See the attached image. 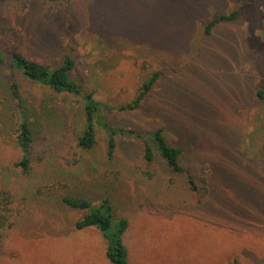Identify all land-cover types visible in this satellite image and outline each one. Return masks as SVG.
<instances>
[{"label":"rangeland","instance_id":"1","mask_svg":"<svg viewBox=\"0 0 264 264\" xmlns=\"http://www.w3.org/2000/svg\"><path fill=\"white\" fill-rule=\"evenodd\" d=\"M0 50L50 66L70 53L72 77L106 105L108 124L165 126L199 185L191 189L156 144L147 160L138 137L117 134L110 160L98 122L97 145L85 150L84 98L20 72L15 97L10 62L0 63V187L15 194L0 208L10 216L0 264H114L99 228H76L86 210L63 203L65 193L112 199L130 221V264H264V0H0ZM155 72L142 105L122 109ZM22 110L34 131L29 172L15 165Z\"/></svg>","mask_w":264,"mask_h":264},{"label":"trees","instance_id":"2","mask_svg":"<svg viewBox=\"0 0 264 264\" xmlns=\"http://www.w3.org/2000/svg\"><path fill=\"white\" fill-rule=\"evenodd\" d=\"M59 1V0H52ZM237 11L231 14L220 15L208 22L205 29L210 33L213 28L222 21L234 19ZM9 61L12 69V76L9 82V88L15 97H20L19 83L17 72L25 77L42 85L59 92H69L84 98L85 123L82 133L79 136V145L85 150H92L97 145V128L96 123H100L108 133V150L107 155L110 160L114 159L118 140L117 134L134 136L144 141V156L147 160H153L156 157V151L153 144H156L160 156L165 160L167 165L175 172L186 173L190 188L196 190L199 188L193 173L184 166L181 155L182 149L173 146L168 141L165 126L149 133L137 132L134 129L115 128L108 124L102 114L106 107L104 103L95 99L93 92H84L81 84L72 77V70L76 65V59L70 53L67 54L62 63L57 66H50L22 54L19 51L5 54L0 50V63ZM161 72H155L139 88L138 95L135 99L124 104L122 109H136L140 107L146 95L158 81ZM257 97L264 99V88L257 91ZM22 122L19 127L18 144L23 152L22 159L15 162L24 172H29L32 167V158L30 156L33 146L34 131L32 121L27 113L22 110ZM204 178V177H203ZM13 190V189H12ZM15 191V190H14ZM63 203L71 208L86 210L75 223L77 229L82 230L89 227H97L104 234L108 241L107 256L114 264H130L129 251L124 244V234L128 230L130 221L127 217H117L115 206L110 197L102 199L99 205H95L90 197L77 196L73 193H65L60 196ZM15 201V194L5 186L0 187V208H8ZM1 217H3L1 219ZM0 217V224L6 225V219L10 216L4 214ZM9 225H12L10 223Z\"/></svg>","mask_w":264,"mask_h":264}]
</instances>
